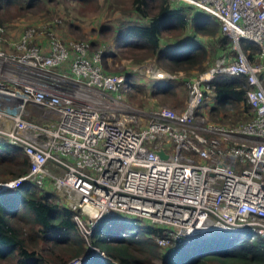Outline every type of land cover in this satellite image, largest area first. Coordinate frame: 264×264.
Masks as SVG:
<instances>
[{
    "label": "built area",
    "instance_id": "obj_1",
    "mask_svg": "<svg viewBox=\"0 0 264 264\" xmlns=\"http://www.w3.org/2000/svg\"><path fill=\"white\" fill-rule=\"evenodd\" d=\"M178 1L215 18L234 52L189 75L141 66L154 82L183 83L181 110L125 102L127 75L106 73L104 49L86 40L64 41L47 25L8 38L0 25V138L29 160L26 173L0 180V194L56 192L88 256L104 255L92 239L106 215L155 229L163 251L222 231L264 239V0ZM241 40L259 52L247 58ZM219 75L245 77L248 120L208 119Z\"/></svg>",
    "mask_w": 264,
    "mask_h": 264
},
{
    "label": "trees",
    "instance_id": "obj_2",
    "mask_svg": "<svg viewBox=\"0 0 264 264\" xmlns=\"http://www.w3.org/2000/svg\"><path fill=\"white\" fill-rule=\"evenodd\" d=\"M61 1L0 0V25L6 29L8 21L27 13H43L53 17V10L49 7ZM69 1H76L81 6L89 3L100 6L99 0ZM125 1L127 8L118 22L119 26L109 27V31L105 32L102 28L100 30V35L115 38L113 51H103L102 67L106 73H118L109 68L107 62L110 58L134 66L153 60L167 72L188 73L209 68V60L214 59L212 55H234L231 41L221 35L219 23L209 15L192 14L186 6L173 0ZM50 20L38 26L47 25L57 33L62 19L55 17ZM71 24L68 25L72 27ZM187 28H190V34L186 40L177 42ZM211 39L214 47L210 54ZM86 41L93 50L103 49L99 47V42ZM240 49L249 59L259 52V46L247 40L240 41ZM214 82L208 119L229 125L248 120L251 112L245 103L248 89L245 77L219 75ZM179 84L161 83L157 93L173 98L183 85ZM135 89L139 90L138 87ZM151 93L155 94L156 90ZM179 93L185 100L186 91L180 88ZM171 104L174 109L179 106L183 108L182 102ZM28 170L29 160L21 147L0 138V180L18 177ZM4 175L8 177L4 178ZM25 212L32 219L25 216ZM24 219L29 224V240L24 238L25 228L20 224ZM127 222L135 226L140 224L137 220L116 215L103 216L93 231L92 244L104 255L88 256L86 241L72 218L71 210L61 206L50 192L22 186L0 194V261L6 264H63L74 258H82L81 264H264V239L260 237L241 232H214L190 238L175 250L162 251L152 235L155 229L146 226L145 233H126L123 224ZM30 235L32 238L36 236L32 243ZM64 252H68L67 258Z\"/></svg>",
    "mask_w": 264,
    "mask_h": 264
},
{
    "label": "rangeland",
    "instance_id": "obj_3",
    "mask_svg": "<svg viewBox=\"0 0 264 264\" xmlns=\"http://www.w3.org/2000/svg\"><path fill=\"white\" fill-rule=\"evenodd\" d=\"M100 1V6L98 4H86L84 6H81L78 4L76 1H69V0H62V3H52L49 8H52L53 10V17L50 16H45L43 13H38V14H24L19 17H15L12 20L8 21V24L6 25V36L8 38H16L20 33L30 27H38L39 25L45 24L50 22V19H53L55 17L61 18L62 19V24H59L57 26L58 30L57 35L61 38H65V40H77L82 39V40H91L95 42H99V47H102L106 52L108 51L109 48H111L114 43H115V38L113 37H106L104 35H100V30L109 31V27L113 28L115 26H119V20L123 18V13L127 8V2L125 0H106L105 4L103 3L104 0H99ZM174 1V0H173ZM101 2L103 3V7L101 6ZM176 4H183L186 6L192 14H197V15H204L205 13L200 12L194 7H191L184 3L183 1H175ZM97 6L99 8L97 9ZM189 6V7H188ZM206 15V14H205ZM72 23L70 27L68 24ZM113 25V26H112ZM70 27V28H69ZM60 29V30H59ZM66 34V36L64 35ZM75 34V35H74ZM190 34V28H187L184 33L178 39L176 40L179 41H185L187 38V35ZM183 36V37H182ZM61 38V39H62ZM212 45L209 49L210 54L212 53L213 49V40ZM189 42V41H188ZM182 45V43L180 44ZM7 48V47H6ZM178 49L181 48V46H177ZM214 59L212 61L209 60V64L212 65L217 58L218 55H212ZM109 62V63H108ZM108 66L111 70L117 71V74H126L128 77V88L129 90H126L124 92V101L128 102L129 104L133 105L134 107L137 108H150V107H156V106H167L170 108H173V104H180L182 102V106H184V98L183 96L179 93L180 88H183L185 91L186 87L182 84L179 87L178 93L176 96L169 97L163 94L157 93V88L161 83L159 82H154L151 80L143 71L141 66H145L147 64H152L155 68L158 67L155 63V61L150 60L147 62H144L140 65H133L132 63H128L125 61L122 62H116L114 61L113 58L108 59ZM193 72L196 71H191L188 73H183L184 75H189ZM138 87L139 90L135 89V87ZM155 94H152V91H155ZM211 95V94H210ZM186 98V96H185ZM212 103L211 98L207 100V105L203 107V109L208 112V107ZM173 106V107H172ZM176 110L181 109L180 106L175 108ZM30 110V107H29ZM207 115V114H206ZM209 116V115H207ZM209 118V117H208ZM210 119V118H209ZM8 177V175H4V178ZM51 194L55 195L56 201L61 205H63V202L60 200L59 195L56 192H50ZM19 210V208L17 207ZM20 212V210H19ZM22 213V212H21ZM31 214V213H30ZM25 216H29V213L24 214ZM32 219V218H31ZM25 220L21 224L23 228H25V233H24V238H27L29 240V234H28V225L25 223ZM123 229L125 230L126 233H132L134 231H139L145 233L146 230V225L143 222H140V224L135 225H130L128 222L123 224ZM244 234V233H243ZM34 238H32V235H30V243L34 241ZM188 242V241H187ZM186 243V242H185ZM41 244L43 245L44 242L42 241ZM163 251V250H162ZM161 252V250H160ZM87 253H88V248H87ZM58 254V252H56ZM55 254V255H56ZM65 258L68 256V252H64L63 254ZM69 259V258H68ZM7 262L5 261H0V264H6Z\"/></svg>",
    "mask_w": 264,
    "mask_h": 264
},
{
    "label": "water",
    "instance_id": "obj_4",
    "mask_svg": "<svg viewBox=\"0 0 264 264\" xmlns=\"http://www.w3.org/2000/svg\"><path fill=\"white\" fill-rule=\"evenodd\" d=\"M156 153L159 155L160 158H162V159L166 158V155L162 151H158Z\"/></svg>",
    "mask_w": 264,
    "mask_h": 264
},
{
    "label": "crops",
    "instance_id": "obj_5",
    "mask_svg": "<svg viewBox=\"0 0 264 264\" xmlns=\"http://www.w3.org/2000/svg\"><path fill=\"white\" fill-rule=\"evenodd\" d=\"M38 25H39V24H38ZM59 30H60V29H59ZM64 35L66 36V34H64ZM62 40H64V41H68L69 39H68V40H65V38L63 37ZM182 43H183V42H182ZM108 51L112 52V51H113V47L109 48Z\"/></svg>",
    "mask_w": 264,
    "mask_h": 264
}]
</instances>
